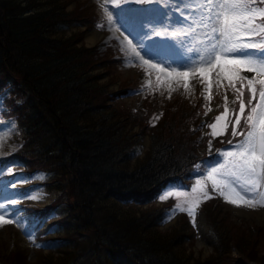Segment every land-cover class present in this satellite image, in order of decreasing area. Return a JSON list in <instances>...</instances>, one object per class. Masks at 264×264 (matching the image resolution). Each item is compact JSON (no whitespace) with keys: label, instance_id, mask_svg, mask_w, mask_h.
Here are the masks:
<instances>
[{"label":"trees","instance_id":"obj_1","mask_svg":"<svg viewBox=\"0 0 264 264\" xmlns=\"http://www.w3.org/2000/svg\"><path fill=\"white\" fill-rule=\"evenodd\" d=\"M67 1L0 0V102L22 134V145L4 161L21 162L26 173L51 172L55 178L47 186L64 194L63 213L40 228L57 203L26 208L36 237L46 241L38 264H264V225H235L216 204L201 207L211 239L204 259L187 253L184 222L168 233L157 228L158 208L146 207L156 188L188 177L203 158L198 149L210 141L228 144L232 127L214 138L209 127L200 134L204 95L177 96L171 104L144 96L135 115L116 108L118 93L137 83L117 78L119 59L80 42V21L91 24L95 16L80 14L77 3L66 10ZM64 26L74 31L58 32ZM98 67L118 81L114 90L107 88L111 81H99ZM231 92L230 116L238 111ZM247 97L245 91L246 103ZM220 100L216 115L224 112L225 98ZM153 114L160 119L151 126ZM125 125H136L135 132L128 134ZM144 135L148 150L132 164L130 136ZM24 252L2 251L0 264H33Z\"/></svg>","mask_w":264,"mask_h":264},{"label":"rangeland","instance_id":"obj_2","mask_svg":"<svg viewBox=\"0 0 264 264\" xmlns=\"http://www.w3.org/2000/svg\"><path fill=\"white\" fill-rule=\"evenodd\" d=\"M75 3L80 5L81 11L84 15L95 16V20L90 24L84 22L82 19L77 27L80 33V42L86 47L97 48L100 54H112L115 59L118 60L115 73L117 78L125 82L137 83L133 90L120 91L118 93V100L114 103L120 111L126 113L128 111L130 115H135L139 110V106L144 100V96L148 97L150 101L153 99L162 103L168 101L171 104L177 97H184L185 99L198 100L201 95L208 96L206 101L205 110L203 114L198 118L199 121L203 120L199 124L200 134H203L207 128L209 119L216 116L217 107L220 104V98L227 96V105L231 106L233 95L231 87L228 85L226 79H221L215 70L211 71L207 75L209 83V91L204 92V84L199 77L190 76L188 78V87L185 89L183 86V79L172 77L168 78L165 74L159 72L158 68L166 67L165 64L160 62L169 61L173 68L177 67L181 63L182 56H190L192 54L191 49H195L200 38L203 37V33L199 31L197 24L200 19L199 15L191 17V20L196 27L188 28L187 26L173 25L169 20H165L164 25H148L146 29L140 32H132L133 39H137V44L133 47H124V42L131 36H128L122 28L118 31L112 30L114 23L123 24V19L120 17V8H142L151 7L150 2L138 3L136 0H68L65 9L70 10ZM200 0H197L196 4H182L177 7L173 0H161V6H167L171 4V7L177 11L186 9L185 15L190 12L196 11ZM82 15V17H84ZM112 16V22L109 23L108 16ZM170 16L172 13L169 14ZM157 20H163V16L158 15ZM152 27H155L156 31L164 32L176 29L179 32V44H172L165 40H160V37H152V40L144 39L149 35V31ZM69 34L74 31V28L63 27L58 28V32ZM191 33L188 39L191 41L189 44H182L185 39V34ZM95 34V35H94ZM127 37V40L125 39ZM125 40V41H124ZM143 44V48L141 45ZM142 53H148L149 56L154 58L153 63H149L146 59L141 58ZM152 65H158L157 68H153ZM200 66V65H196ZM171 71V69H168ZM97 73H102L103 76L99 78V81L108 83V89H115L118 81L113 82L110 78V74L106 73L102 67H98L94 70ZM157 76H160V81H157ZM16 101L19 98H15ZM204 103V102H203ZM9 107L0 102V204L4 205L6 210V218L13 219V223L3 224L0 222V252L7 251L10 247L13 249L21 250L26 249L23 255H26L25 262L38 264L42 254L47 253L45 246L46 241L42 238L38 239L35 235V230L45 226L55 219L61 213H63L65 205L62 204L64 200V194L50 189L47 183L51 182L55 177L44 171H33L26 173L22 169L21 162L16 160H6L4 157L8 154L18 150L22 145L21 131L17 127L16 123L11 122L10 117H5V112ZM210 109V110H209ZM207 113V114H206ZM220 115V114H217ZM160 119V115L153 114L150 120V125H154ZM210 123V122H209ZM223 123V122H222ZM127 125L124 127L128 134L134 133L136 125L127 130ZM219 130V126H218ZM130 163H134L135 160H141L144 153L148 150L149 139L147 135L143 138H136V136H130ZM228 145L217 147L213 141L207 144V146L200 147L197 154L203 153V158L194 165V169L191 174L184 179H177L172 183H168L165 186L157 190L153 195V200L147 203L146 207L158 208V214L156 215V225L161 232L168 233L170 231L179 229L184 222L185 233L189 234L188 238L184 239L183 244L186 245V251L190 254L192 259H204L211 251V239L207 233L208 227L205 223V218L201 210L202 205L207 202L211 206L215 204L228 211L227 218L235 225H241L242 227L248 225H264V206H255L249 208L247 206L237 207L231 203L225 201V199L219 194L218 191H213L211 181L206 179L205 175H201L199 169H209L210 166L216 162V153L220 150L229 148ZM132 166V165H131ZM200 179L202 185L199 188L209 193V197L205 198L199 195V200L195 205V216H189L186 211L176 210V206L179 204L183 208L192 206L191 200V188L195 186V181ZM171 194V195H170ZM229 195H231L229 193ZM167 197L161 199V197ZM57 203L55 206L49 209L44 219L36 228V224L33 221L27 222L26 212L28 207H46ZM138 205V204H136ZM144 208V207H143ZM3 211V210H0ZM199 213L204 218L205 228L204 231L199 226ZM55 226V225H53ZM203 231V232H202ZM202 232V235L200 234ZM56 235L54 231L47 233L50 237ZM262 250L264 251V241H262ZM254 264V263H252Z\"/></svg>","mask_w":264,"mask_h":264},{"label":"snow or ice","instance_id":"obj_3","mask_svg":"<svg viewBox=\"0 0 264 264\" xmlns=\"http://www.w3.org/2000/svg\"><path fill=\"white\" fill-rule=\"evenodd\" d=\"M136 2H150L152 6L120 8V17L123 19V24L120 25L128 36L132 32L143 31L148 25L163 26L165 20L173 25L193 28L197 25L192 22L191 17L199 15L197 24L199 31L203 33L204 51L191 49L190 56L181 57V63L177 67L188 69L186 71H177L172 67L174 62L169 61L160 62L166 67L158 70L168 78H182L185 89L188 87V78L199 74L205 93L209 91L207 75L211 71L215 70L222 80L228 81V85L236 93L234 103L238 102V111H233L230 116L225 96L224 112L216 115L205 126L212 130L211 136L214 138L224 135L227 126L231 125L233 139L227 142L229 148L216 153L218 158L214 165L206 170L199 169V166L197 168L201 175L211 181L213 191H218L226 202L237 207L264 206V0H200L196 11L187 15L186 9L177 13L171 4L161 6V0ZM173 2L179 8L185 3L196 4L197 0ZM161 14L163 20H157L156 17ZM108 21L112 22L111 15L108 16ZM178 35L177 31L159 32L152 27L144 39L152 40L155 36L172 44V40ZM190 35L191 33L185 34L182 44L190 45ZM128 43L131 44L132 41ZM140 45L143 48V44ZM152 67L157 68L158 65ZM157 81H160V76H157ZM245 91L248 93L247 103L244 100ZM207 99L208 96L205 95V100ZM236 137L240 139H235ZM201 185L202 181L197 179L195 186L191 188L192 206L183 208L178 204L176 210L186 211L194 219L199 195L209 197L207 191L199 188ZM165 198L167 197H161ZM0 210H3L0 211V222L5 225L14 222L13 219L6 218L7 212L3 204H0Z\"/></svg>","mask_w":264,"mask_h":264},{"label":"bare ground","instance_id":"obj_4","mask_svg":"<svg viewBox=\"0 0 264 264\" xmlns=\"http://www.w3.org/2000/svg\"><path fill=\"white\" fill-rule=\"evenodd\" d=\"M121 28V25L117 22V23H114V25H113V27H112V30L113 31H115V30H119ZM171 31H177L176 29H171L169 32H171ZM179 31V30H178ZM177 31V32H178ZM127 33V32H126ZM95 35V34H94ZM179 38H180V36L178 35V37H176V38H174V44H179ZM125 41V40H124ZM128 41H132V43L131 44H129L128 43ZM137 39L135 40V39H133V37L131 36L130 38H128V40L126 41V42H124V47L125 48H127L128 49V47H133L135 44L136 45H138L137 44ZM182 43V42H181ZM128 46V47H127ZM197 51H204V45H203V37L202 38H200V41L198 42V44H197V46L196 47H194ZM141 58H143V59H146V61L147 62H149V63H153V62H155L154 61V58H152V56H149V54L148 53H142L141 54ZM149 58H151V59H149ZM196 67H200V66H196ZM177 71H186V70H188V69H185V68H177L176 69ZM174 77V76H173ZM178 78V77H177ZM199 227H203V223L201 222V221H199Z\"/></svg>","mask_w":264,"mask_h":264},{"label":"water","instance_id":"obj_5","mask_svg":"<svg viewBox=\"0 0 264 264\" xmlns=\"http://www.w3.org/2000/svg\"><path fill=\"white\" fill-rule=\"evenodd\" d=\"M199 219H200V221L203 223V227H201V229H203V231H204V228L206 227L205 226V224H204V218L202 217V215H201V213H199ZM197 229H198V231H199V226L197 225ZM202 231V232H203ZM202 232L200 233L201 235H202Z\"/></svg>","mask_w":264,"mask_h":264}]
</instances>
